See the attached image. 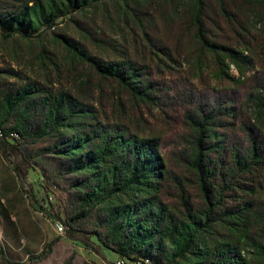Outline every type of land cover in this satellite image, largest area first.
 I'll list each match as a JSON object with an SVG mask.
<instances>
[{
    "label": "trees",
    "instance_id": "1",
    "mask_svg": "<svg viewBox=\"0 0 264 264\" xmlns=\"http://www.w3.org/2000/svg\"><path fill=\"white\" fill-rule=\"evenodd\" d=\"M108 1L123 2L122 12ZM166 2L183 10L199 44L201 63L187 70L182 53L152 37L141 17L148 0H0L4 44L52 34L78 71L66 79V65L39 43L37 72L17 50L5 54L0 151L22 180L34 171L59 192V214L41 213L105 260L84 264H264V38L253 32L264 0ZM95 16L107 31L94 30L105 28ZM65 21L82 41L59 32ZM136 29L137 44L122 43ZM151 111L184 128L176 142L142 117ZM172 159L194 176L200 200ZM5 246L0 264H19ZM23 249L28 264L49 256Z\"/></svg>",
    "mask_w": 264,
    "mask_h": 264
},
{
    "label": "rangeland",
    "instance_id": "2",
    "mask_svg": "<svg viewBox=\"0 0 264 264\" xmlns=\"http://www.w3.org/2000/svg\"><path fill=\"white\" fill-rule=\"evenodd\" d=\"M164 1V2H163ZM150 8L148 13L141 15L144 22H152L154 30H150L152 37L155 40H160L171 48L174 53L175 50L182 53V60L184 67L181 70H187L190 67L197 66L201 62L198 61L199 44L194 41L192 30L189 27V20L187 17H183V10L178 13L175 12L177 6L170 7L166 0H148ZM123 2H112L108 1L104 7L113 14L119 9L122 12L124 6ZM212 9L215 11L219 10L215 3H212ZM177 10V11H178ZM95 19L99 26H105L104 29L98 30L97 32L102 33V30L107 31L108 23L102 24L98 16ZM254 23H257L256 25ZM253 32L264 38V24L254 21ZM147 24V23H145ZM116 25L113 24V28ZM117 33L119 30H116ZM60 33L69 34L82 41L81 34L84 31L76 28L74 24L65 21L61 28ZM113 38L120 40L115 36V32L112 33ZM142 33L136 29L135 32L127 30L124 33L126 45L137 44L136 40H139ZM55 36L47 34L43 36L41 44L39 41L32 43L18 42L16 45L4 44L0 40V60H8L6 55L7 52H13L17 50L19 54L28 61L29 64H33L34 72H37L39 66L36 63V56L39 53L40 46L44 45L49 49L56 62L66 65L65 75L68 80L72 78L73 74L78 71H69L71 68V57L70 55L55 42ZM121 41V40H120ZM88 45V41H85ZM39 43V44H38ZM179 56V54H178ZM68 68V69H67ZM78 69H81L79 66ZM210 73V70L205 69V73ZM213 73V72H212ZM230 76L234 78L239 77V73L234 66H231L229 71ZM107 91L112 93L111 87L107 86ZM142 117L148 120V123H152L156 129L162 134L164 140H170L174 142L177 140L179 134L184 132V128L180 125H172V121L166 120L161 117L157 111H151L144 113ZM261 125L264 127V120ZM176 142V141H175ZM172 168L175 172L184 176L187 190L191 193L195 200H200V194L198 185L193 175L185 169H180L174 161L171 160ZM12 165L4 160L0 151V247L1 242H12L13 247H6V252L14 257L19 264H28L25 257V249L20 250L23 244H29L31 253L36 255H42L49 252V256L39 264H84V263H95V260H103L91 252H87L83 246L77 241H72L67 238L66 231L60 232L56 227L58 220L54 217V220L47 217L45 218L41 213L40 206H43L45 210L54 216L59 214L62 209L61 196L59 192H55L52 189L44 190V182L40 179V175L37 172L31 171L27 178L22 180L13 171ZM26 191L24 194L22 191ZM49 203L52 204V209ZM5 212L7 217L5 218L2 213ZM116 255L110 254L109 259L115 260ZM112 261V262H113Z\"/></svg>",
    "mask_w": 264,
    "mask_h": 264
},
{
    "label": "built area",
    "instance_id": "3",
    "mask_svg": "<svg viewBox=\"0 0 264 264\" xmlns=\"http://www.w3.org/2000/svg\"><path fill=\"white\" fill-rule=\"evenodd\" d=\"M56 227L58 228V230L60 232H65V226L63 224L62 221L56 222ZM115 264H142V263H129L128 261L124 260V259H119Z\"/></svg>",
    "mask_w": 264,
    "mask_h": 264
},
{
    "label": "crops",
    "instance_id": "4",
    "mask_svg": "<svg viewBox=\"0 0 264 264\" xmlns=\"http://www.w3.org/2000/svg\"><path fill=\"white\" fill-rule=\"evenodd\" d=\"M5 242H1V244L3 245ZM28 245L29 244H23L22 245V248L21 249H19V251L20 250H23V247H28ZM87 251V250H86ZM87 252H89V251H87ZM108 259H109V257H108ZM110 261H113V260H111V259H109ZM118 260V258H116L113 262H116ZM105 262V260H95V263H104Z\"/></svg>",
    "mask_w": 264,
    "mask_h": 264
}]
</instances>
